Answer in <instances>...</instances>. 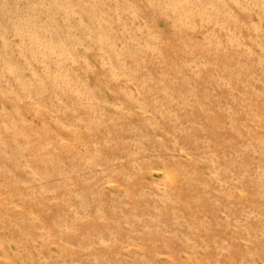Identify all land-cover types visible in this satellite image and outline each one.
I'll use <instances>...</instances> for the list:
<instances>
[{"label": "rangeland", "instance_id": "374dc122", "mask_svg": "<svg viewBox=\"0 0 264 264\" xmlns=\"http://www.w3.org/2000/svg\"><path fill=\"white\" fill-rule=\"evenodd\" d=\"M0 264H264V0H0Z\"/></svg>", "mask_w": 264, "mask_h": 264}]
</instances>
